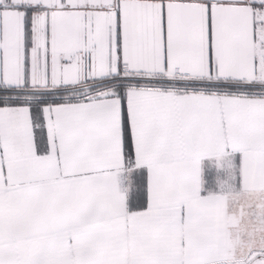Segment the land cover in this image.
<instances>
[{"label":"snow or ice","instance_id":"6c2138e0","mask_svg":"<svg viewBox=\"0 0 264 264\" xmlns=\"http://www.w3.org/2000/svg\"><path fill=\"white\" fill-rule=\"evenodd\" d=\"M0 264H264V0H0Z\"/></svg>","mask_w":264,"mask_h":264}]
</instances>
